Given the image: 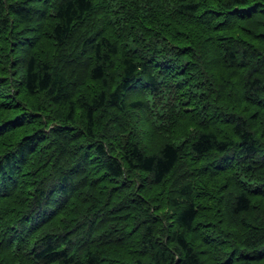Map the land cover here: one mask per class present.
Instances as JSON below:
<instances>
[{"label": "trees", "instance_id": "1", "mask_svg": "<svg viewBox=\"0 0 264 264\" xmlns=\"http://www.w3.org/2000/svg\"><path fill=\"white\" fill-rule=\"evenodd\" d=\"M0 264H264V0H0Z\"/></svg>", "mask_w": 264, "mask_h": 264}]
</instances>
